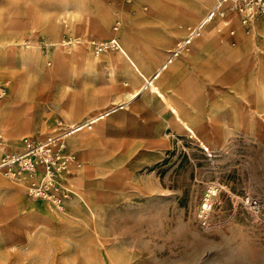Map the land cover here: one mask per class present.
I'll return each instance as SVG.
<instances>
[{
  "label": "rangeland",
  "instance_id": "obj_1",
  "mask_svg": "<svg viewBox=\"0 0 264 264\" xmlns=\"http://www.w3.org/2000/svg\"><path fill=\"white\" fill-rule=\"evenodd\" d=\"M137 1L129 4L122 0H0L4 3L0 9V37L23 38L36 48L34 52L41 56L50 54L52 69L47 71L51 70L54 76L64 73L66 66L78 72L85 48L95 56L90 41L118 35L129 50H134L135 44L144 50L140 35L153 30L147 24L138 27L136 40L129 36L127 26L121 34L113 30L116 22H120V27L125 24L123 14L109 15L104 32L102 25L97 24L110 6L135 15L133 7ZM214 3L211 0L209 6ZM157 5L174 7L169 0H157ZM140 9L153 13V17L159 14L147 0L140 1ZM65 11L80 15L74 20V32L71 16ZM205 14L193 18L197 22ZM256 24L261 27L264 22ZM185 32L188 33V28ZM221 32L222 28L215 35V44H220ZM233 36L227 41L232 42ZM181 38L172 40L159 63ZM75 40L82 42L80 47L71 44ZM54 42L66 45L57 49L52 46ZM258 44L263 47L261 41ZM8 51L11 56L16 53L19 61L31 53L19 46ZM153 52L144 50L154 68ZM109 55L120 53L108 51L99 57ZM123 65L120 60L111 79L113 66L102 59L97 68L104 83L88 86L85 107L70 113L67 108L45 106L43 116H37L40 127L50 122V131L56 128L55 133L63 132L80 116L88 118L107 110L132 93L137 84L121 79L119 71ZM11 67L0 65V81L9 84L6 97L0 98V107L11 99L9 88L15 81L16 98L22 99L31 87L32 76H45L41 69L23 74L22 66H15L9 76L6 69ZM38 85L44 86L42 82ZM67 86L65 100L70 104L74 83L69 81ZM217 88V82L201 86L204 114L198 119L194 117L196 131L209 148L200 146L183 130L168 127L162 116L144 111L141 106L133 109L139 98L74 136L68 147L78 160H86V179L94 183L87 186V181L77 173L78 199L74 207L84 208L85 222L80 216L66 213L71 199L63 208L55 207L28 197L21 182L2 176L4 182L13 181L15 187L0 188V264H264V209L257 215L246 202L248 198L264 202V111L255 119L244 115L241 106L236 117L230 107L214 109L222 99ZM34 118L30 113L14 124L21 138L50 134L40 135ZM0 120L10 128L7 134H0L2 157L18 147L9 137L12 120L4 116ZM143 123L153 130L161 127L163 138L147 134ZM155 148H160L165 156L152 153ZM94 165L100 169L99 176ZM211 184H217L219 189L214 197L210 227L203 229L197 213ZM16 192L29 198V204H19ZM45 208L54 214L52 221L45 219Z\"/></svg>",
  "mask_w": 264,
  "mask_h": 264
},
{
  "label": "crops",
  "instance_id": "obj_2",
  "mask_svg": "<svg viewBox=\"0 0 264 264\" xmlns=\"http://www.w3.org/2000/svg\"><path fill=\"white\" fill-rule=\"evenodd\" d=\"M140 1L138 0L133 7V10L136 9L135 15H132L130 11L122 12L117 7L110 6L101 14L97 24L102 25L101 32H104L106 31V19L109 15H125V24L121 25L118 33L121 34L127 26L132 40H136L138 37V27L142 24H147L149 28L153 29L152 32H144L140 37L146 48L144 50L154 51L153 59L156 62V67L154 68L153 63H150L147 58V53L144 54V50L140 49L137 44H135V47L133 46L134 51L132 49L129 50L126 46L125 48L122 43V50L119 51L120 55H109L104 58L99 57L100 55L93 56L85 48L80 58L79 71L77 72L70 66H66L64 73L61 72L60 76L57 75V77L50 72L51 70L47 71L52 69L53 60L50 54L41 56L39 53L34 52L36 48L31 47L23 38L16 40L0 37V65L12 66L10 69H6L9 76H12L11 72L15 70V66L24 67L22 70L23 74L26 72L29 74L32 69L36 71L41 69L44 72L43 75H45L39 78L32 76L31 87L26 97L22 99L16 98L17 81H15V84L9 88L11 99L0 107V117L4 116L13 122L9 137L18 149L23 147L21 140L25 138L20 137L19 131L15 129L14 124L22 122L25 115L32 113L35 116L33 120L37 123L36 128L40 135L45 133L53 134L57 129L50 131V122L40 127V123L37 121L38 117L43 116L42 112L45 106L55 105L59 108H67L70 113L78 108L85 107L88 102L85 94L88 86L95 85L96 87V85L104 83L103 77L98 74L97 68L102 59L108 60L113 66L110 71L111 79L114 78L116 70H118V64L122 60L124 65L121 70L119 69L121 79L131 84H137V87L132 93L120 98L111 108L105 106V108L109 109L100 111L88 118L80 116L69 129L63 131V133H66L79 127V131L75 129L65 135L67 144H72L74 136L78 132L83 131L84 127L82 129L80 127L86 122L94 119L98 122L101 119H105L113 112L126 109L129 104L139 98V102L133 109L141 106L144 111L162 116L168 127L183 130L190 138L197 140L200 146L207 148L208 146L200 139L196 131V120H194V117L198 119L201 118V115L203 117L204 114L205 103L202 101L204 92L201 86L213 82L219 84L217 89L220 94L218 95L222 98L218 105L214 106V109L225 108L228 110V107H230V112L236 117L241 106L244 115L259 119L264 111V24L259 27V25L254 23L250 26V31H248L247 28L240 25L234 15H229L231 27L234 29V38L231 42L227 41L231 37L229 29L222 25L220 26V19L215 18L203 28L200 37L193 42L188 52H184L179 58L163 67L172 49L167 52L164 61L162 63L159 62L165 55V49L171 44L172 40L177 36L183 37L180 40L184 39L188 34H186L185 30L202 20L214 5L209 6L211 0H169L174 3V7L160 8L157 5V0H147L151 2L152 10H159V14L153 17V13H146L140 9ZM3 6L4 3H0V9ZM205 12L206 14L199 21L196 22L194 20L193 17L195 15ZM8 13L9 9H7L6 14ZM65 14L69 17L71 16L74 20L80 17V15L72 14L69 11H65ZM261 22H264V20ZM74 27L75 24L73 22L71 24L72 32L75 30ZM221 28L223 32L218 35V40L220 41V37L223 36L224 41H220V44H215V35ZM53 32L56 33L55 30ZM258 41L263 43V47L258 44ZM72 44H75V47H80L79 45L82 42L76 41ZM65 45V43L54 42L52 46L62 49ZM18 46L25 49L27 53L31 51V53L23 57L22 61L17 59L16 53L14 56L9 55L8 50ZM84 47L86 46L84 45ZM156 75L157 77L153 81L152 86L145 89L147 82ZM202 80L203 83H200ZM69 81L74 83V92L70 104L65 100V92ZM39 82H42L44 86L38 85ZM100 88L103 89L104 86L102 85ZM36 111L38 114H33ZM46 118L48 119V117ZM141 125L146 129L147 134L154 135L158 139L163 138L161 127L153 130L151 125L146 123ZM9 129L8 126H3L2 120H0V134H7ZM2 152L0 151V158ZM152 153L165 156L160 148H155ZM80 164L81 167L77 168L73 178L75 190L77 173L81 179L83 178L87 181V186L94 184L89 183V180L86 179V160L81 161ZM94 167L97 171V176H99L100 169L95 165ZM92 182L94 181L92 180ZM14 187L13 181L0 184V188L10 189ZM16 197L19 204H29V198L21 192H16ZM91 198L92 201L93 197L91 196ZM77 199L76 196L71 198L69 210L66 213L74 217L80 216L85 222L84 208L78 209L74 207V202ZM91 204H93V201ZM81 206H83L82 202ZM43 215L47 220L52 221L55 218L54 214L47 208L44 209Z\"/></svg>",
  "mask_w": 264,
  "mask_h": 264
},
{
  "label": "built area",
  "instance_id": "obj_3",
  "mask_svg": "<svg viewBox=\"0 0 264 264\" xmlns=\"http://www.w3.org/2000/svg\"><path fill=\"white\" fill-rule=\"evenodd\" d=\"M122 1L130 4L133 0ZM228 14L234 15L243 27H250L264 20V0H215L207 15L197 24L188 27L187 36L178 41L169 52L163 67L188 52L193 42L200 37L203 28L214 20L213 17L219 18L222 26L228 28L229 35L233 36L234 29ZM119 27L120 22H116L113 30L117 32ZM220 41H224L223 36ZM121 45L122 40L118 35L108 40L90 41L95 56L108 51H121ZM8 85V82L0 81V98L6 97ZM75 129L66 133L47 134L42 138L22 139L23 147L6 152L0 158V173L21 182L30 198L43 200L58 207L63 206L67 200L75 197L73 178L77 165L81 162L65 140V135ZM218 189L217 184L208 186L198 210L197 219L203 229L210 227V215ZM246 202L257 215L264 209V202L260 199L248 198Z\"/></svg>",
  "mask_w": 264,
  "mask_h": 264
},
{
  "label": "bare ground",
  "instance_id": "obj_4",
  "mask_svg": "<svg viewBox=\"0 0 264 264\" xmlns=\"http://www.w3.org/2000/svg\"><path fill=\"white\" fill-rule=\"evenodd\" d=\"M188 13V12H187ZM192 13V12H191ZM188 15V14H187ZM189 16V15H188ZM216 17H213V19H215ZM181 19V18H180ZM71 20H72V22H74V19L73 18H71ZM190 21V20H189ZM72 24V23H71ZM245 28H247L248 29V31H250V27H245ZM77 40H75V41H72L73 43H75ZM72 42H71V44H72ZM4 48V47H3ZM156 77H157V75L156 76H154L151 80H149L148 82H147V84H146V86H145V89H148V88H150L151 86H152V84H153V81L156 79ZM24 92H26V91H24ZM16 93V92H15ZM140 95V94H139ZM97 121H95V119L94 120H91V121H88V122H86L85 124H83L80 128L82 129V127H84V128H86V127H88L90 124H93V123H96ZM12 124V123H11ZM77 131H79V127H77V129H76ZM81 167V164L79 163V165H77V168H80ZM6 174H4V173H0V184H5V182L3 181V179H2V176H4V177H6L5 176ZM8 176V175H7ZM9 178H11L10 176H8ZM29 197V196H28ZM70 200V199H69ZM69 200H67V201H69ZM67 201L65 202V203H67ZM44 202H46V201H44ZM65 203H64V205H65ZM64 205L63 206H61V207H59V208H63L64 207ZM55 206V205H54ZM55 207H57V206H55Z\"/></svg>",
  "mask_w": 264,
  "mask_h": 264
}]
</instances>
